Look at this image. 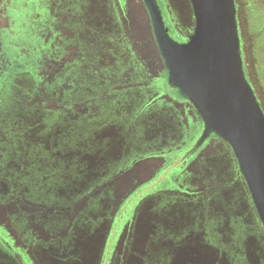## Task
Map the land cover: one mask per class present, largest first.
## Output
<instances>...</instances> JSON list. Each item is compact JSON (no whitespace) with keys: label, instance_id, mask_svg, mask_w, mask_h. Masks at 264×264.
Masks as SVG:
<instances>
[{"label":"flooded vegetation","instance_id":"obj_1","mask_svg":"<svg viewBox=\"0 0 264 264\" xmlns=\"http://www.w3.org/2000/svg\"><path fill=\"white\" fill-rule=\"evenodd\" d=\"M133 1L136 7L130 4ZM154 1L168 36L185 42L194 28L190 1ZM40 3L49 14L46 22L56 29L60 11L65 10L81 41L90 22H107L113 32L127 20L134 23L131 15L136 8L144 15L152 51L159 54L162 66L153 83L149 80L148 86L124 101L127 111H132L128 115L137 107V117H128L138 128V132L131 129L134 135L129 145L123 141L105 150L101 160H83L81 166L71 160L50 164L39 160L36 182L24 178L9 161L1 162L0 264H107L108 236L117 214L145 185L149 191L158 187L142 197L135 213L124 221L110 245L109 264H264V227L234 153L217 134L205 130L194 105L168 82V69L143 0ZM81 22L85 23L82 28ZM51 48L57 49V40ZM241 49L240 42L243 72L254 90ZM121 60L124 63L125 58ZM6 84L11 87L13 83ZM117 124L121 125L120 119ZM0 150L1 157L9 153L10 158L8 146ZM135 154H142L146 163L160 164L145 180L139 174L123 194L111 187L105 190L112 169L128 163ZM174 161L178 164L156 184L157 175ZM43 172L50 173L48 180L40 178ZM97 184L104 191L92 193Z\"/></svg>","mask_w":264,"mask_h":264},{"label":"trees","instance_id":"obj_2","mask_svg":"<svg viewBox=\"0 0 264 264\" xmlns=\"http://www.w3.org/2000/svg\"><path fill=\"white\" fill-rule=\"evenodd\" d=\"M39 2H0V147L11 149L10 158L9 153L1 157L0 150V164L9 161L34 182L39 160L47 164L71 160L81 166L83 160H101L105 150L123 141L129 145L131 129L138 128L128 117L136 116L137 107L128 115L132 111L124 101L149 80L153 83L162 66L159 54L152 51L151 36L144 28L135 31V23L127 20L113 32L107 22H90L81 41L65 10L60 11L56 29L46 22L49 14ZM106 59L111 62H103ZM144 160L135 154L112 169L104 189L123 194L141 174ZM49 176L43 172L40 178ZM97 186L92 193L102 188Z\"/></svg>","mask_w":264,"mask_h":264},{"label":"water","instance_id":"obj_3","mask_svg":"<svg viewBox=\"0 0 264 264\" xmlns=\"http://www.w3.org/2000/svg\"><path fill=\"white\" fill-rule=\"evenodd\" d=\"M194 28L183 43L171 39L154 0L152 20L168 82L202 116L205 130L231 147L264 227V113L245 78L235 0H189Z\"/></svg>","mask_w":264,"mask_h":264},{"label":"rangeland","instance_id":"obj_4","mask_svg":"<svg viewBox=\"0 0 264 264\" xmlns=\"http://www.w3.org/2000/svg\"><path fill=\"white\" fill-rule=\"evenodd\" d=\"M2 0H0L1 2ZM136 2L133 1L130 4L132 7H136ZM41 8L45 7L44 3H40ZM236 5V18L238 20V29L241 42V54L244 61V66L248 78L250 79L258 100L260 102L261 109L264 113V0H235ZM131 7V8H132ZM47 11V10H46ZM168 15L169 11L167 10ZM133 14L131 18L136 24L135 31L146 28L144 15L141 14L136 8H133ZM87 36V34H86ZM103 62H111V60L106 59ZM135 103H133V108ZM160 162L154 161L152 163H146L145 167L141 169V174H144L141 179H147L151 175V171L156 170ZM178 162L174 161L170 164L168 168H165L163 172H160L155 179L157 184L159 181L165 179L170 167H174ZM152 185V184H150ZM149 185H145L138 189L131 197H129L122 209L117 214V220L112 225L111 233L108 236L109 245L107 247V264L110 263V250L112 249L113 243L117 240V236L120 228L122 227L126 218H130L132 214L136 211V206L140 199L151 192V190L156 191V188H152L149 191ZM130 216V217H129ZM114 264V263H113Z\"/></svg>","mask_w":264,"mask_h":264}]
</instances>
